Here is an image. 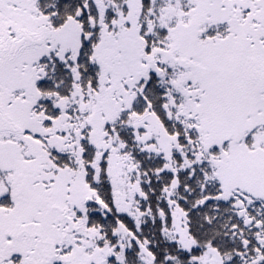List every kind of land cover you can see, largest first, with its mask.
Segmentation results:
<instances>
[{
  "label": "snow or ice",
  "instance_id": "snow-or-ice-1",
  "mask_svg": "<svg viewBox=\"0 0 264 264\" xmlns=\"http://www.w3.org/2000/svg\"><path fill=\"white\" fill-rule=\"evenodd\" d=\"M0 264H264V0H0Z\"/></svg>",
  "mask_w": 264,
  "mask_h": 264
}]
</instances>
